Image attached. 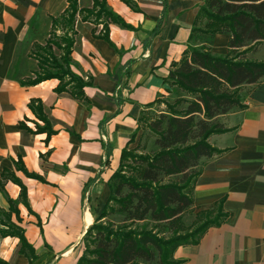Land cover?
Returning <instances> with one entry per match:
<instances>
[{
    "label": "crops",
    "instance_id": "crops-1",
    "mask_svg": "<svg viewBox=\"0 0 264 264\" xmlns=\"http://www.w3.org/2000/svg\"><path fill=\"white\" fill-rule=\"evenodd\" d=\"M91 9L92 0H77ZM135 30L109 24L75 23L72 70L88 78L85 101L56 92L59 81L36 85L33 46L49 37L52 18L67 0H0V230L7 219L23 230L36 259L31 264H76L81 240L110 194L108 182L122 151L138 147L142 118L164 112L165 79L188 46L191 29L206 0H105ZM157 34H152L157 24ZM200 41V40H196ZM229 35L216 34L214 56H225ZM245 58L264 62V39ZM243 48L242 50H244ZM240 107L217 118L223 130L208 138L220 154L202 159L190 189L197 214L221 211L198 244L178 247L180 264H264V78L238 88ZM52 131L48 134L47 131ZM26 190L27 205L19 199ZM19 239L0 235V259L29 264ZM147 264V263H139Z\"/></svg>",
    "mask_w": 264,
    "mask_h": 264
},
{
    "label": "trees",
    "instance_id": "trees-1",
    "mask_svg": "<svg viewBox=\"0 0 264 264\" xmlns=\"http://www.w3.org/2000/svg\"><path fill=\"white\" fill-rule=\"evenodd\" d=\"M92 2L91 9H79L77 0H67L64 12L52 18L48 39L31 50L38 69L35 78L25 84L56 79V92H68L85 101L83 89L90 82L72 70L77 17L81 22L102 24L99 37L108 43L109 24L135 30L108 9L105 0ZM123 2L138 12L132 0ZM160 25L161 20L152 34H157ZM216 34L229 35L230 52L225 56H214L210 51ZM263 39L264 0H206L200 7L189 37V41L200 40V45L188 46L165 79L170 91L176 93L175 100H157L165 111L153 119H140L155 136V150L149 154L138 152V147L122 151L119 167L108 182L110 194L81 240L82 252L76 264H180L173 259L174 251L198 244L210 226L220 224V210L216 215L212 211L194 214L192 227L184 225L183 214L192 206L190 189L200 174L201 160L220 154L208 143L211 135L223 130L217 118L241 106L239 87L255 85L264 78V62L245 58L256 47L250 44ZM4 177L21 188L18 201L9 200L12 211L16 212L17 203L28 206L21 183L12 175ZM115 215L121 219H108ZM6 219L7 230H0V235L18 238L20 253L31 264L36 255L23 230ZM0 264L8 263L0 259Z\"/></svg>",
    "mask_w": 264,
    "mask_h": 264
},
{
    "label": "rangeland",
    "instance_id": "rangeland-1",
    "mask_svg": "<svg viewBox=\"0 0 264 264\" xmlns=\"http://www.w3.org/2000/svg\"><path fill=\"white\" fill-rule=\"evenodd\" d=\"M56 34L60 35L59 32H56ZM199 43H200V41H194V44H199ZM175 98H176V93L171 89V91L169 92V95L166 98V100L169 101V102H173L175 100ZM163 110L165 111V108H163ZM157 116H158V114L154 113V117L153 118H156ZM154 140H155V136L153 134H151L150 131L142 125V134H141L140 143L138 144V152L144 153V154H149V153L153 152L155 150ZM127 174L129 175L128 172H127ZM108 219L109 220L112 219L113 221L116 222V221H119L121 219V217L115 215V216H111ZM183 222H184L185 226L192 227V224L194 223V215H193V213L185 212L183 214ZM164 234L166 236L169 235L168 232H165Z\"/></svg>",
    "mask_w": 264,
    "mask_h": 264
}]
</instances>
